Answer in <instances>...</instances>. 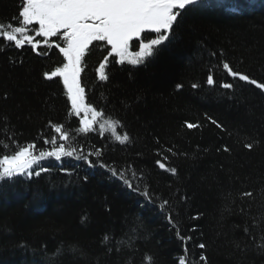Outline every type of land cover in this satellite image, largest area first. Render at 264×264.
Masks as SVG:
<instances>
[{
	"label": "trees",
	"instance_id": "16d2710c",
	"mask_svg": "<svg viewBox=\"0 0 264 264\" xmlns=\"http://www.w3.org/2000/svg\"><path fill=\"white\" fill-rule=\"evenodd\" d=\"M210 3L185 11L170 42L145 64L108 56L107 81L97 69L110 46H89L81 73L86 102L121 122L117 133L129 136L123 144L98 126L78 132L62 78L43 76L64 58L35 36L38 25L29 26L36 50L0 44V145L34 143L38 154L55 136L88 157L46 158L35 167L39 175L0 181V264H178L185 248L189 264H264V92L223 68L264 82V0ZM232 5L242 13L227 11ZM20 6L0 0V20L15 23ZM56 123L68 141L59 140ZM111 168L125 172L132 187ZM249 191L252 197L241 195ZM58 248L62 254L53 257Z\"/></svg>",
	"mask_w": 264,
	"mask_h": 264
},
{
	"label": "snow or ice",
	"instance_id": "6c2138e0",
	"mask_svg": "<svg viewBox=\"0 0 264 264\" xmlns=\"http://www.w3.org/2000/svg\"><path fill=\"white\" fill-rule=\"evenodd\" d=\"M216 6L221 7L222 5L217 4ZM195 7H212V4L210 0H21L18 16L12 18L15 23L0 20V44L7 41L16 48L31 45L32 49L36 50L40 41L34 42L35 37L29 35V26L38 25V28L33 29L35 36L43 37V43L48 48H52L53 45L58 48L64 58L62 66H57L52 71H45L43 76L48 80L54 77L62 78L67 99L71 105L69 115L80 117L78 132L89 133L96 130L98 126L101 134L110 130L115 140L123 144L129 141V136L127 133L123 135L117 133V127L122 126L121 122L106 117L104 110L86 102V91L85 86L81 84V73L84 71V57L89 51V46L93 42H103L106 47L110 46L108 55L104 57V62L100 63L97 69L99 80L107 81L109 76L105 69L108 56L119 57L120 64L125 62L132 66L145 64L157 56L161 46L170 42L174 33V25L178 23L179 18H182L183 13ZM226 10L231 14L242 13V9L235 5ZM153 34H155L154 38ZM53 37L62 40L63 46L51 41ZM134 40L138 41V50L135 52L130 50V42ZM38 54L47 55L46 52ZM223 68L232 77H238L239 80L248 82L264 92V82H258L249 75L234 71L228 63H224ZM207 83L214 84L212 75L207 77ZM176 87L179 89L182 85L177 84ZM192 87L197 88L198 85L193 84ZM222 87L230 89L233 85L224 83ZM212 123L217 127H223L215 120H212ZM186 126L189 129L198 127L194 123H186ZM54 131L59 134L60 141L69 140L70 133L65 130L63 124L56 123ZM44 143L51 144L50 150H39L38 154H36L34 143L19 145L16 148H10L6 144L0 145V181L22 174L39 175L40 172L35 171V167L40 166V161L46 158H55L59 161L62 157L75 155L77 159H88L83 154H77L76 148L66 147L65 143H57L55 136L51 138V141L45 139ZM245 147L251 150L253 144L247 143ZM224 150L229 151L227 147ZM168 151L172 152V149L169 148ZM101 154L99 150L96 151L97 157ZM163 159L167 160V156ZM156 163L161 169L166 168L165 163H161L160 160ZM101 166L106 167L103 164ZM40 170L47 171L43 167H40ZM109 170L113 176H118L128 187H132V180L126 176L125 172H118L114 168ZM167 170L172 173L177 171L174 167H169ZM132 177L135 178V172L132 173ZM143 194L147 197V190ZM241 195L252 197L253 193L249 191ZM167 204L168 201L165 200L161 207ZM131 230H138V226ZM247 231L246 228L245 232ZM177 235L179 236V231ZM109 240L110 237L106 234L104 242L107 243ZM121 243L124 241H117V244ZM258 246L264 248V245ZM199 247L203 249L206 246L201 243ZM72 250L75 251V248L73 247ZM187 251L185 248V257L179 259L178 264H189ZM61 254L62 249L58 248L52 255L57 257ZM147 259L151 258L147 257ZM199 260L206 261V257L201 255Z\"/></svg>",
	"mask_w": 264,
	"mask_h": 264
},
{
	"label": "rangeland",
	"instance_id": "374dc122",
	"mask_svg": "<svg viewBox=\"0 0 264 264\" xmlns=\"http://www.w3.org/2000/svg\"><path fill=\"white\" fill-rule=\"evenodd\" d=\"M130 44H131V42H130ZM130 50H131V48H130ZM138 50V47L136 46V45H134L133 46V52H135V51H137Z\"/></svg>",
	"mask_w": 264,
	"mask_h": 264
}]
</instances>
